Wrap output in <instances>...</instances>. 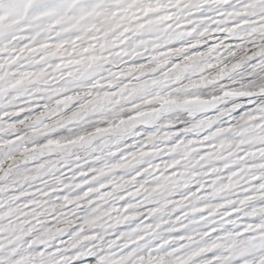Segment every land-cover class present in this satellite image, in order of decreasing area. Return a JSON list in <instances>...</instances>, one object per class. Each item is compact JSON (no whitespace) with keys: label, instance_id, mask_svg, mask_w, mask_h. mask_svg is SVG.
<instances>
[{"label":"snow or ice","instance_id":"snow-or-ice-1","mask_svg":"<svg viewBox=\"0 0 264 264\" xmlns=\"http://www.w3.org/2000/svg\"><path fill=\"white\" fill-rule=\"evenodd\" d=\"M0 264H264V0H0Z\"/></svg>","mask_w":264,"mask_h":264}]
</instances>
